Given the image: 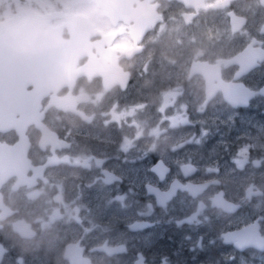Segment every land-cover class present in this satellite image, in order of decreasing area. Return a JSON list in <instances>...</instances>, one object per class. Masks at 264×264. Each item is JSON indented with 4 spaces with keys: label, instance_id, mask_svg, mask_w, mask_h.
<instances>
[{
    "label": "flooded vegetation",
    "instance_id": "1",
    "mask_svg": "<svg viewBox=\"0 0 264 264\" xmlns=\"http://www.w3.org/2000/svg\"><path fill=\"white\" fill-rule=\"evenodd\" d=\"M26 9L65 54L0 50V264L264 261V0Z\"/></svg>",
    "mask_w": 264,
    "mask_h": 264
},
{
    "label": "water",
    "instance_id": "2",
    "mask_svg": "<svg viewBox=\"0 0 264 264\" xmlns=\"http://www.w3.org/2000/svg\"><path fill=\"white\" fill-rule=\"evenodd\" d=\"M90 1L94 2L95 0ZM61 16H63L62 12L39 15L30 9H26L14 14L12 18L0 21V50L3 48H15L17 46L15 44L21 42H43V38L48 36L49 43L53 47L54 55L65 54V39L61 37L59 28H51L48 25L50 20ZM251 66L248 68H252ZM168 195H166V198ZM156 198L158 199V196ZM254 226L256 225L247 226L240 231L232 233L229 240H239V247L236 245L235 247L240 250L252 247L264 251V237H261L255 228H252Z\"/></svg>",
    "mask_w": 264,
    "mask_h": 264
},
{
    "label": "rangeland",
    "instance_id": "3",
    "mask_svg": "<svg viewBox=\"0 0 264 264\" xmlns=\"http://www.w3.org/2000/svg\"><path fill=\"white\" fill-rule=\"evenodd\" d=\"M56 4H61L63 6V5H65V0H0V18L8 16L14 10H19L21 8H26V7L30 6V5H35V7L36 6H43L45 9H48V8H51L52 6L55 7ZM222 114L223 113H215L214 115H215V117H219ZM133 193L137 197L144 196L143 189H133ZM117 197L124 199V195L121 192H118ZM139 210L140 211H145V210H147V207H139ZM150 243H151V241L147 243V246H149ZM143 245L144 244L142 243L141 245L136 246V249L138 251H141V250L146 251L145 250V246H143ZM168 247H169V244H168ZM164 249H167V247H164L162 244L157 246V251H155L153 254L150 253L151 255H154V256H151L152 257L151 259L159 260L161 256L160 257H155V255H161L160 253ZM230 253L232 255H230V257H228V259L229 260L236 259V257H234L235 252L230 250ZM127 257L128 258L126 259V264H131V263L133 264L134 261H135L134 256L130 254ZM250 257L254 258L255 255L251 254ZM261 259H262L261 256L257 257V260H258L257 264H261V262H264L263 259L262 260ZM171 260L172 259H167L166 264H172L173 261H171ZM238 260H240L238 264H250V263L244 262V259H243L242 256H239ZM210 261L211 260H209V264H213V262L212 261L210 262ZM176 264H178V263H176Z\"/></svg>",
    "mask_w": 264,
    "mask_h": 264
}]
</instances>
